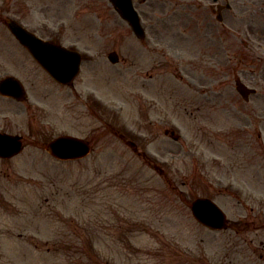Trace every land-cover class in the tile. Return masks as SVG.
Instances as JSON below:
<instances>
[{
    "label": "rangeland",
    "instance_id": "1",
    "mask_svg": "<svg viewBox=\"0 0 264 264\" xmlns=\"http://www.w3.org/2000/svg\"><path fill=\"white\" fill-rule=\"evenodd\" d=\"M180 1L134 0L140 39L110 0H0V79L28 92L0 97V131L25 144L0 157V264H264V8L246 38L249 0L228 32L211 5L193 15ZM11 16L82 51L74 87L13 36ZM237 77L257 88L248 102ZM66 133L91 153L51 156L46 142ZM199 196L222 205L227 229L193 218Z\"/></svg>",
    "mask_w": 264,
    "mask_h": 264
},
{
    "label": "water",
    "instance_id": "2",
    "mask_svg": "<svg viewBox=\"0 0 264 264\" xmlns=\"http://www.w3.org/2000/svg\"><path fill=\"white\" fill-rule=\"evenodd\" d=\"M120 11L126 17L139 37L144 36L140 17L132 5V0H114ZM7 24L16 37L29 49L36 59L58 81L73 83V79L79 71L81 54L77 51L65 48L49 40H43L30 32L14 19H7ZM112 61L118 60V55L112 52ZM238 89L242 93H249L244 84L237 82ZM0 92L4 95L15 97L18 100L26 98L24 85L16 76L9 75L0 81ZM22 149V141L19 136L0 133V155L11 157ZM46 149L61 159L78 158L85 156L90 151V144L79 137L67 135L59 136L46 145ZM193 214L195 217L211 228L226 227L225 212L212 200L199 198L193 202Z\"/></svg>",
    "mask_w": 264,
    "mask_h": 264
},
{
    "label": "flooded vegetation",
    "instance_id": "3",
    "mask_svg": "<svg viewBox=\"0 0 264 264\" xmlns=\"http://www.w3.org/2000/svg\"><path fill=\"white\" fill-rule=\"evenodd\" d=\"M250 3L247 5V12L246 14H244V16L248 17L251 21L250 22H246L247 20L245 18H241V22L244 23V28H243V36L250 38V37H255L254 34V29L253 27H257L259 29V24H260V20H259V16L257 19L256 16L259 12L260 8H264V2L263 0H249ZM252 2L256 5V7L254 8L252 5ZM180 5L186 6L189 5L191 6L192 10L191 13L193 15H196L198 13V10L201 6V4H209L212 6V10L213 12L216 13L217 19H218V15L221 16V20H219L222 28L228 32L232 30V20L230 18V15H237L241 12V8L242 6H244L243 4V0L241 3L238 2H233L232 0H181L179 2ZM187 12H189L188 10H186ZM241 14V13H240ZM200 19V17L198 18V20ZM264 35V34H263ZM259 42V47H264V43L258 39ZM264 58V56H262ZM250 101V100H249ZM258 101L264 102V99L259 100ZM248 102V101H247ZM260 133V132H259ZM259 137H261L260 134H258Z\"/></svg>",
    "mask_w": 264,
    "mask_h": 264
},
{
    "label": "bare ground",
    "instance_id": "4",
    "mask_svg": "<svg viewBox=\"0 0 264 264\" xmlns=\"http://www.w3.org/2000/svg\"><path fill=\"white\" fill-rule=\"evenodd\" d=\"M178 70V69H177ZM179 74H180V69L178 70ZM182 75V74H181ZM180 78L182 79V77L180 76Z\"/></svg>",
    "mask_w": 264,
    "mask_h": 264
}]
</instances>
